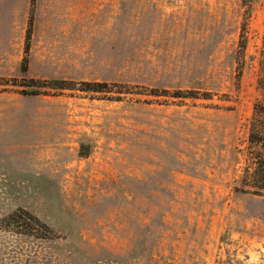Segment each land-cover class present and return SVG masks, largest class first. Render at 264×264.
<instances>
[{
    "label": "rangeland",
    "instance_id": "374dc122",
    "mask_svg": "<svg viewBox=\"0 0 264 264\" xmlns=\"http://www.w3.org/2000/svg\"><path fill=\"white\" fill-rule=\"evenodd\" d=\"M261 81L264 0H0V264H264Z\"/></svg>",
    "mask_w": 264,
    "mask_h": 264
},
{
    "label": "trees",
    "instance_id": "16d2710c",
    "mask_svg": "<svg viewBox=\"0 0 264 264\" xmlns=\"http://www.w3.org/2000/svg\"><path fill=\"white\" fill-rule=\"evenodd\" d=\"M244 40V39H243ZM246 44L243 43V48ZM32 85L29 87L25 94L27 95H39L43 89L53 90H72L71 83L66 81H52L50 83L39 82L36 80L31 81ZM87 91L99 92L102 91L94 85L87 84ZM261 87L264 90V82L261 81ZM176 98H186L182 93H176ZM250 148L246 155V167L244 174L240 180V187L243 191L251 193L257 196H264V100L259 101L256 105L255 113L250 121ZM87 155V153L85 154ZM16 224H20L21 221L26 225L33 224L41 232L39 236L41 238H51L54 234L53 229L47 224L41 222L38 218L28 212L17 211L8 217ZM22 219V220H21ZM30 222V223H29ZM30 234V233H29ZM34 235V233H31ZM36 236V235H35Z\"/></svg>",
    "mask_w": 264,
    "mask_h": 264
}]
</instances>
